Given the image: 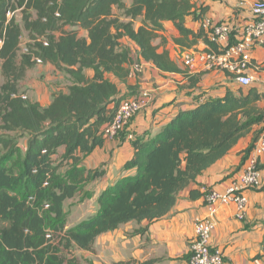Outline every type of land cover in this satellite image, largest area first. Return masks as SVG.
<instances>
[{"label":"trees","instance_id":"obj_1","mask_svg":"<svg viewBox=\"0 0 264 264\" xmlns=\"http://www.w3.org/2000/svg\"><path fill=\"white\" fill-rule=\"evenodd\" d=\"M19 9L23 28L9 18ZM115 9L122 15H115ZM206 13L207 8L197 9L194 0H132L130 6L125 0H0V264H82L66 252H90L103 234L131 222L151 224L165 218L179 194L240 139L254 134L246 154L254 149L264 133V93L251 87L207 97L156 135L136 136L134 156L125 165L136 173L100 194L94 216L68 228L66 203L103 174L80 167L83 158L104 145V130L122 101L140 93L130 86L122 95L107 75L127 84L139 59L161 72L183 75L191 88L196 87L208 73L191 74L168 51L160 53L155 41L171 23L182 53L199 42L217 51L203 27ZM188 17L202 21L198 31L187 27ZM138 19L141 25L136 27ZM80 30L87 36L81 37ZM23 31L29 37L28 53L21 50ZM124 39L137 46V55ZM38 59L71 81L68 93H55L46 108L20 90ZM20 139H27L25 151ZM65 164L68 168L62 171ZM190 196L204 199L206 192L192 190ZM147 232L140 227L131 234Z\"/></svg>","mask_w":264,"mask_h":264},{"label":"crops","instance_id":"obj_2","mask_svg":"<svg viewBox=\"0 0 264 264\" xmlns=\"http://www.w3.org/2000/svg\"><path fill=\"white\" fill-rule=\"evenodd\" d=\"M253 1L194 0L197 9L207 8L205 19L209 18L216 23L232 24L238 28L243 27L250 20ZM131 4L132 0H129L127 5ZM201 22V20L194 21L193 17H188L186 25L188 28L198 31L201 28ZM79 35L86 37L87 33L80 30ZM176 37L178 34L174 26L171 23H166L165 31L159 34L155 45L159 46L160 53L168 51L171 59L180 63L178 58L182 51L174 43ZM127 40L132 44V50L137 55V46L129 39ZM206 48L204 43L199 42L198 45L185 50H204ZM253 57L254 61L259 64L264 62V44L255 48ZM136 65L142 67L143 72L130 76L127 84L121 83L112 75L108 74L107 77L117 84L122 95L128 93L130 86H137L138 90L149 91L151 93L150 104L135 118L128 133L120 138L106 139L102 147L83 158L80 167L91 171L98 170L103 174L85 186V188H93L94 194L90 198L93 207L89 210L88 217L81 221L97 213L98 198L103 191L117 181L136 173V170L125 169V165L134 156L132 141L136 136L144 135L147 132L156 135L180 112L195 108L197 103L205 98H220L226 94L228 89L237 91L239 88H243L229 74L223 72L208 73L196 87L191 88L188 79L183 75L161 72L151 63L139 59H136ZM43 66L47 71H51V68L56 70L51 65ZM133 67L134 65L131 69ZM190 73L200 75L191 71ZM263 73V67L260 72L251 71V74L255 76H261ZM86 74L89 78L94 77L92 71H87ZM46 80H49V77ZM259 91L262 92L261 89ZM58 92L68 93V89L54 91V94ZM54 94L50 95L46 90L44 93L38 91L37 95H34L33 91H29L27 97L34 98V100L29 99L46 108L51 105ZM199 95L202 96L199 97ZM260 107L264 109V100L260 102ZM26 144L27 139L24 148L22 146L24 151ZM253 144L254 134L240 139L228 155L179 194L174 209L165 218L151 224L145 222L138 225L131 222L123 225L114 232L98 237L92 251L79 250L78 254L86 263L90 262L91 264H188L190 242L196 235V220L208 215L203 197L192 198L191 191L199 190L203 193L204 186L225 191L235 175L249 163L254 155L253 150L246 154ZM260 169L261 187L246 193L248 207L244 219L238 218L237 207L234 203L218 206L217 226L212 236V245L224 251L226 264H264V155L261 157ZM77 224L68 226V228ZM140 227H147L148 232L144 235L131 234Z\"/></svg>","mask_w":264,"mask_h":264},{"label":"built area","instance_id":"obj_3","mask_svg":"<svg viewBox=\"0 0 264 264\" xmlns=\"http://www.w3.org/2000/svg\"><path fill=\"white\" fill-rule=\"evenodd\" d=\"M209 39L217 46V51L210 48L204 50H185L178 61L181 66L197 74L223 72L232 76L243 88L256 87L264 93V73L261 76L251 74L260 72L264 62L254 61L253 52L264 44V0H254L251 6V18L243 27L227 23H216L206 18L203 22ZM45 46L48 42L38 40ZM28 53L27 47L22 51ZM41 65V60H36ZM133 74H142L138 65L132 68ZM26 99L25 96H23ZM149 94L144 90L132 98L122 101L113 121L105 130L107 139L122 137L131 130L135 118L148 108ZM133 138V136H131ZM254 155L233 178L225 191L212 189L206 191L204 202L208 211L205 218L196 220V235L190 242L188 264H226V255L220 248L212 245V236L217 226L218 206L234 203L237 216L244 219L247 213L248 198L246 193L261 187V157L264 155V133L258 139Z\"/></svg>","mask_w":264,"mask_h":264},{"label":"rangeland","instance_id":"obj_4","mask_svg":"<svg viewBox=\"0 0 264 264\" xmlns=\"http://www.w3.org/2000/svg\"><path fill=\"white\" fill-rule=\"evenodd\" d=\"M128 1L129 0H125V3L128 4ZM22 10L23 9H19L16 12L12 13L11 15H9V18L10 19L15 18L17 24H19L23 28L24 15ZM28 14L33 18L36 16V13L33 10L28 11ZM114 14L117 16H121L122 12H120L118 9H115ZM123 20L128 21L127 19H123ZM135 25L136 27H139L141 25V20L140 19L136 20ZM65 29L72 30L70 27H66ZM28 41H29L28 33L26 31H23L22 43H21L22 51L27 47ZM122 43L125 46L129 47L132 51V54L135 55L134 54L135 52L132 50V44L127 39L122 40ZM1 67H2V61L0 60V87L4 82V78L1 74ZM43 67H44L43 65H37L35 68H33L28 72L26 78L20 83V90L23 93H26V97L28 96L29 91H33L34 95H37L38 91L44 93L47 90L48 94L52 95L54 94V91L57 92V91L67 90L68 87L71 85V81L66 74L57 72L56 70L54 71L53 68H51V71H47ZM48 77L49 80H46ZM145 91L149 94V98H148V105H149L151 93L147 90ZM31 99L34 100V98ZM25 141L26 139L19 140L21 148L22 146L24 148ZM66 168H68V165H66V167H64L62 171H64ZM93 194H94L93 188L90 189L88 187L87 188L84 187V189L79 193V195L75 199L70 200L66 203L65 209L68 215V226L77 224L82 219L88 217V215L90 214L89 210H91L93 207V203L92 201H90V198L93 196ZM66 255L68 256V258L77 257L82 262V264H87L84 261V259L81 258V256L78 254L77 249H73L71 251L66 252Z\"/></svg>","mask_w":264,"mask_h":264}]
</instances>
